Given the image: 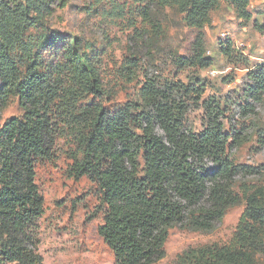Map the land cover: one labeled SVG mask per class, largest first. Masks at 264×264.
<instances>
[{"label": "trees", "instance_id": "16d2710c", "mask_svg": "<svg viewBox=\"0 0 264 264\" xmlns=\"http://www.w3.org/2000/svg\"><path fill=\"white\" fill-rule=\"evenodd\" d=\"M223 1L240 19L250 20L251 0H166L197 28L208 23L210 12ZM65 6V0H0V102L15 94L23 110L21 118L12 117L0 127V264H43L36 221L44 200L35 182V160L52 158L58 136L75 145L70 174L87 176L99 189L105 209L97 232L116 264H153L164 256L168 229L186 214L196 226L209 228L223 212L226 189L216 178H227L232 170L222 154L227 135L215 123L199 135L182 133L173 106L149 82L141 87V98L152 115L131 103L110 112L83 101L98 92V73L71 48L70 59L57 64L51 76L41 73L38 50L56 38L42 35L40 44L30 28L42 27ZM257 26L264 31V23ZM201 36L193 60L206 67L211 62L203 57ZM249 76V93L258 99L264 91V63ZM155 122L164 138L155 133ZM212 152L222 157L208 173L197 159ZM250 190L243 189L246 207L230 240L188 248L171 264H256L264 249V192ZM206 193L213 198L212 207L196 214L193 207Z\"/></svg>", "mask_w": 264, "mask_h": 264}, {"label": "rangeland", "instance_id": "374dc122", "mask_svg": "<svg viewBox=\"0 0 264 264\" xmlns=\"http://www.w3.org/2000/svg\"><path fill=\"white\" fill-rule=\"evenodd\" d=\"M65 3L45 25L30 28L40 44L42 35L56 38L55 44L38 50L41 73L51 76L57 64L70 59L71 48L98 73V92L83 101L91 100L110 112L131 103L138 112L152 115V108L141 98V87L149 82L173 106L182 133L199 135L215 123L227 135L222 154L232 170L227 178H216L226 189L223 212L209 228L196 226L186 214L183 222L168 229L164 256L153 264H171L188 248L230 240L246 207L244 187L264 192V91L258 99L249 93L253 86L249 73L264 63V31L257 26L264 23V0H251L250 20L240 19L223 1L202 28L190 25L185 14L166 0ZM199 33L203 57L211 62L206 67L193 60ZM22 114L18 96L11 94L0 102V127ZM154 131L165 137L157 122ZM74 146L58 136L52 158L35 160V182L44 200L43 213L36 221L38 252L43 264H116L112 250L97 232L105 206L96 183L70 174ZM222 154L212 152L197 163L210 173ZM231 198L235 201L229 202ZM212 200L206 193L194 212L211 208ZM215 206L219 211L220 206ZM255 259L256 264H264V249Z\"/></svg>", "mask_w": 264, "mask_h": 264}]
</instances>
